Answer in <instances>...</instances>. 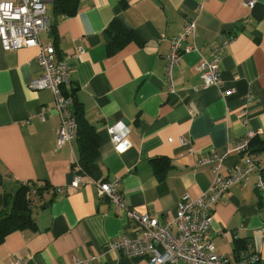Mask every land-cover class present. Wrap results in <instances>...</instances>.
<instances>
[{
  "label": "crops",
  "instance_id": "1",
  "mask_svg": "<svg viewBox=\"0 0 264 264\" xmlns=\"http://www.w3.org/2000/svg\"><path fill=\"white\" fill-rule=\"evenodd\" d=\"M75 5L72 13L47 5L51 26L40 41L53 44L56 59L66 57L63 92L73 100L70 110L80 104L98 133V179L118 182L125 208L100 198L91 182L70 185L76 136L57 146L60 115L52 92L29 87L41 72L38 48L5 51L0 45V208L4 194L26 185L36 225L2 237L0 264L15 258L27 264H149L146 256L130 258L108 247L121 237L139 236V223L126 211L159 221L173 218L183 194L196 197L208 188L216 165L221 175L241 165L243 155L234 148L248 132L257 170L214 204L206 237L230 264L252 252L258 254L254 264H264V196L255 187L264 174V0L251 8L244 0H77ZM113 18L134 38L109 52L106 28ZM188 19L195 20V35L184 43L199 52L181 54L169 83L164 74L169 39ZM227 37L232 41L220 49L221 84L204 87L196 65ZM119 121L130 142L121 153L107 132ZM45 183L48 188L36 193V185Z\"/></svg>",
  "mask_w": 264,
  "mask_h": 264
},
{
  "label": "built area",
  "instance_id": "2",
  "mask_svg": "<svg viewBox=\"0 0 264 264\" xmlns=\"http://www.w3.org/2000/svg\"><path fill=\"white\" fill-rule=\"evenodd\" d=\"M54 0H0V45L5 51L17 50L24 47L38 48L37 62L40 74L29 84L32 90L49 89L54 99V110L60 115L56 132V144L61 146L70 142L76 136V122L70 110L71 97L63 90L68 83L69 65L66 57L56 59L55 48L51 43H42L40 34L50 29V19L47 15V5ZM256 0H244L251 8ZM195 20L184 22L181 32L169 39V51L165 56L164 74L167 80L180 60L183 52L199 50L194 44H185L187 36L195 35ZM232 37L221 38L219 46L211 49L209 58L200 57L196 65L204 87L220 86L221 78L219 63L220 49L227 46ZM77 52L81 49L77 48ZM48 109V108H47ZM44 119L42 114L40 117ZM110 140L115 150L124 152L130 142L127 139L128 128L123 122H116L107 128ZM253 133L248 132L241 137L235 151L243 155L240 166L226 175H221L219 166H215L214 177L206 190L196 197L183 194L177 202L176 214L173 218L159 221L158 218L140 214L135 210H127V216L139 223L140 234L135 238L121 237L108 244L109 249L119 250L125 256L133 258L146 256L149 264H230L226 255L216 253L215 246L206 232L213 222V206L233 185L244 186L253 172L257 170L256 161L249 154V143ZM171 141V138H169ZM181 144L185 141L180 138ZM77 158L73 157L72 162ZM208 159L201 162L205 163ZM91 182L97 188L100 198H107L119 208H125L124 198L119 192L117 181L103 182L86 175L78 164L71 168L70 185L79 187ZM256 189L264 196V174L258 175ZM264 233V227L260 229ZM258 260L257 252H252L239 259L235 264H254ZM75 263L84 262L74 259ZM87 262V261H86ZM8 264H27L23 259L15 258Z\"/></svg>",
  "mask_w": 264,
  "mask_h": 264
},
{
  "label": "trees",
  "instance_id": "3",
  "mask_svg": "<svg viewBox=\"0 0 264 264\" xmlns=\"http://www.w3.org/2000/svg\"><path fill=\"white\" fill-rule=\"evenodd\" d=\"M77 0H54L53 9L55 12L72 13ZM68 7V8H67ZM109 41L107 49L114 52L134 38L133 31L124 26L118 19L113 18L106 28ZM65 95L70 96L66 92ZM73 101V100H72ZM71 113L76 122V142L78 146L77 161L72 162V166L78 164L81 170L88 176L98 179L101 171L98 166L99 156V135L87 119L80 104L74 102ZM48 183L36 185L35 191L39 195L48 188ZM27 186L20 184L17 191L11 196L3 195L2 207L0 208V240L4 235L17 229L36 230L35 222L32 218L29 201L25 199Z\"/></svg>",
  "mask_w": 264,
  "mask_h": 264
},
{
  "label": "water",
  "instance_id": "4",
  "mask_svg": "<svg viewBox=\"0 0 264 264\" xmlns=\"http://www.w3.org/2000/svg\"><path fill=\"white\" fill-rule=\"evenodd\" d=\"M125 121V120H124ZM125 123H127L126 121H125Z\"/></svg>",
  "mask_w": 264,
  "mask_h": 264
}]
</instances>
